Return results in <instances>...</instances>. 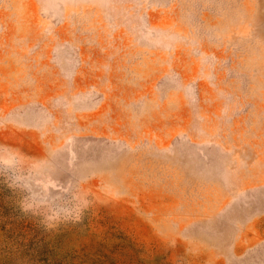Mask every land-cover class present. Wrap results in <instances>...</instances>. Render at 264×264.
Here are the masks:
<instances>
[{"label": "rangeland", "instance_id": "obj_1", "mask_svg": "<svg viewBox=\"0 0 264 264\" xmlns=\"http://www.w3.org/2000/svg\"><path fill=\"white\" fill-rule=\"evenodd\" d=\"M0 264H264V0H0Z\"/></svg>", "mask_w": 264, "mask_h": 264}]
</instances>
